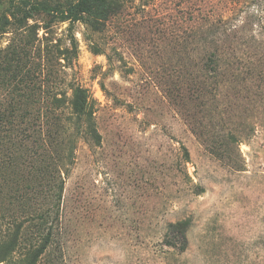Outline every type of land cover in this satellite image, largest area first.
Wrapping results in <instances>:
<instances>
[{"label":"rangeland","instance_id":"rangeland-1","mask_svg":"<svg viewBox=\"0 0 264 264\" xmlns=\"http://www.w3.org/2000/svg\"><path fill=\"white\" fill-rule=\"evenodd\" d=\"M41 1L48 8L26 19L30 4L0 0V96H14L24 114L32 101L7 88L23 65L33 89L80 84L96 104V130L72 144L62 119L24 147L0 133V246L12 249L0 264H27L50 230L35 264H264V7L110 0L85 24L50 9L67 0ZM230 19L238 27L225 49L241 69L219 96L190 95L182 74L204 55L200 27ZM14 49L33 63L12 59ZM45 66L61 80L48 82ZM56 183L58 219L48 212ZM177 221L185 250L170 228Z\"/></svg>","mask_w":264,"mask_h":264},{"label":"trees","instance_id":"trees-1","mask_svg":"<svg viewBox=\"0 0 264 264\" xmlns=\"http://www.w3.org/2000/svg\"><path fill=\"white\" fill-rule=\"evenodd\" d=\"M25 6H30L31 10L24 13V18L29 19L33 17V10L39 11L43 8H48V4L41 0H19ZM31 1V2H30ZM110 0H67L62 6H50L61 15L62 20L72 21H82L87 24L88 19L97 15L99 8L106 5ZM260 4L259 9H263L264 0H257ZM89 16V17H88ZM94 22V21H93ZM238 25L234 24L230 19L228 23L219 22L218 20L211 21L207 26L202 25L199 29L201 35L197 36V44L201 47V52L204 55L198 56L196 62V70L191 71L188 69V62L185 61L184 66L187 69H183L182 78L183 81L190 85L189 92L190 95L204 96L208 93H214V96H219L221 93L220 88L226 81L231 80V74L237 72L241 69L238 64H235L234 60H231V56L227 55L229 51L225 49L226 47H233V35L234 29ZM212 37V38H211ZM16 48V47H14ZM76 48V45H75ZM74 48V51H75ZM229 50V49H228ZM232 50V49H230ZM234 51V49L232 50ZM75 53V52H74ZM12 59L23 60L26 59L31 64L33 63L32 58L24 52H20L17 49L11 53ZM68 59V56H65ZM189 59V57H187ZM52 60V59H51ZM43 62L41 60L35 65L39 69V73L35 72L37 75H42L44 70ZM236 66V67H233ZM48 68V82L52 80V76L56 79L61 80V76L58 74V69L53 67ZM259 67L256 65L255 69ZM27 66L23 65L21 71L17 72L13 77V80L8 82L7 88L11 90V96L14 94L16 96H21L27 100L32 101L28 108L25 109L24 114L20 116L19 109L21 102L14 101V96L11 97L12 100H7V98L0 96V133L7 132L12 133L15 138H20L18 144L20 147L25 146V142H32L35 136L39 139L44 140L46 137L45 127L43 124L55 125L59 123L62 119H65L68 123L69 128L74 129L73 133L69 136L70 143L73 144L74 140L82 136V132L85 130L95 131V111L96 104L91 98L88 88L81 86L80 84H73L69 86H63L62 84L55 82L53 85H40L38 87L31 88L28 84L24 82V77L28 76L29 70L26 69ZM260 70H262L260 68ZM44 73V72H43ZM46 73V72H45ZM36 74H33L29 79L37 78ZM51 78V80H50ZM182 87V83H181ZM6 88V90H7ZM25 88H30L29 92H25ZM182 89V88H181ZM38 92V96L35 93ZM29 99V100H28ZM33 103V104H32ZM39 104V106H37ZM63 129H66L65 125H62ZM200 133L203 137L208 138L209 134L206 128L200 129ZM231 139L236 142L243 141L245 139L244 135H233ZM186 155H189L188 150L185 148ZM71 155L69 151L68 156ZM56 183L55 189L53 191V207L48 209L49 213L57 212L55 218H59L58 209H54L56 206L59 207V199L61 197L62 186L60 185L58 190ZM56 201V202H55ZM56 222L52 223V226ZM171 230L177 234L180 239V248L185 250L188 246V230L182 225V222L177 221L170 225ZM51 230L48 232L40 248L35 252H32L30 259H26L27 264H35L40 258V255L44 253L46 248L51 242ZM173 245L172 242H169ZM1 245V244H0ZM175 245V244H174ZM173 245V246H174ZM10 244H7L3 249L0 246V261H6L11 252Z\"/></svg>","mask_w":264,"mask_h":264}]
</instances>
